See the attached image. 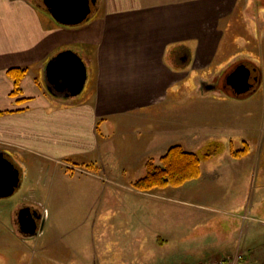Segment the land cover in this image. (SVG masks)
Returning <instances> with one entry per match:
<instances>
[{
  "label": "crops",
  "instance_id": "1",
  "mask_svg": "<svg viewBox=\"0 0 264 264\" xmlns=\"http://www.w3.org/2000/svg\"><path fill=\"white\" fill-rule=\"evenodd\" d=\"M43 1L0 0V154L18 169V187L22 158L27 167H34L35 161L67 167L90 162L85 164L88 170L102 166L114 148L109 122L122 126L126 134L138 130L145 137L119 146L123 165L139 161L145 166L148 160H157L172 146L163 137L174 132H253L258 117L251 96L205 90L210 83L202 79L194 90L181 86L179 97L171 95L186 80L185 71L209 74L239 52L235 46L246 45L250 52L251 42L255 53L264 54V16L260 19L251 10L242 13L252 5L249 0H96L88 18L75 26L56 22ZM252 21L260 29L257 42ZM241 38L245 43L237 46ZM178 49L184 56L176 60L187 66L181 70L174 65ZM64 51L75 53L85 67L84 86L76 98L69 96L65 77L46 74L48 62ZM12 68L27 70L17 97L10 95L13 82L7 71ZM180 100L188 102L187 110L177 115L164 110L169 101L173 107ZM195 101L204 108L203 114L191 111ZM28 193V198L13 204L0 202V228L19 237H0V243L17 246V251L33 246L30 261L47 262L46 229L52 226L47 227L46 213L36 208L33 193ZM24 207L39 216L34 234L19 230L17 216ZM5 213L6 224L1 223ZM254 260L264 263L262 257Z\"/></svg>",
  "mask_w": 264,
  "mask_h": 264
},
{
  "label": "rangeland",
  "instance_id": "2",
  "mask_svg": "<svg viewBox=\"0 0 264 264\" xmlns=\"http://www.w3.org/2000/svg\"><path fill=\"white\" fill-rule=\"evenodd\" d=\"M249 1L252 5L249 10L243 8L242 13L252 11L263 18L264 0ZM252 22L257 42L260 29ZM244 41L241 38L237 46ZM250 45V52L245 50L246 45L233 47L239 52L214 66L210 78L208 72L195 75L185 71L186 80L175 86L171 95L173 99L179 97L181 86L194 90L201 79L213 90L228 95L229 74L240 64L252 65L256 82L252 91L241 96L254 99L258 122L253 132L228 130L202 135L184 130L163 137L165 144L181 145L199 156L200 176L179 187L150 191L135 189V182L146 173L145 166L139 161L123 165L119 147L145 137L138 130L126 134L122 126L113 122L107 126L114 148L108 150L102 166L94 170L86 168L90 162L78 161L77 166L68 167L35 161V169L27 167L22 158L21 186L0 202L13 204L28 198V192L33 193L36 208L46 213L47 227L52 226L46 229L49 241L45 254L50 260L31 262L33 246L17 251V246L0 243V264H199L236 253H241L248 264H261L254 258H264V54L255 53L254 44L248 42ZM177 52L176 69L187 68L176 60L183 54L182 49ZM169 104L164 110L176 115L188 106L181 100L173 107L171 101ZM197 104H191L190 108L195 106L191 111L203 114L204 108ZM208 114L205 110V117ZM202 136L209 141L202 140ZM211 142L215 143L208 146ZM239 151L244 155L233 157L232 152ZM205 154L208 155L204 157ZM88 171L92 174L85 173ZM7 219L5 213L1 223L6 224ZM12 234L13 230L0 228L1 238Z\"/></svg>",
  "mask_w": 264,
  "mask_h": 264
},
{
  "label": "water",
  "instance_id": "3",
  "mask_svg": "<svg viewBox=\"0 0 264 264\" xmlns=\"http://www.w3.org/2000/svg\"><path fill=\"white\" fill-rule=\"evenodd\" d=\"M44 5L56 22L75 26L84 22L96 0H44ZM46 74L65 77L69 82V96L78 95L85 82V67L81 59L71 51L60 52L46 66ZM256 70L251 65L240 64L227 77L226 83L236 95H242L254 86ZM205 90L213 89L205 85ZM19 185V171L10 160L0 154V197L10 196ZM19 230L24 234H34L39 224V216L31 208L24 207L17 216ZM43 221L40 229L42 228Z\"/></svg>",
  "mask_w": 264,
  "mask_h": 264
},
{
  "label": "trees",
  "instance_id": "4",
  "mask_svg": "<svg viewBox=\"0 0 264 264\" xmlns=\"http://www.w3.org/2000/svg\"><path fill=\"white\" fill-rule=\"evenodd\" d=\"M178 56L181 59L184 54ZM26 71L24 68H12L7 71L8 77L13 82L11 96L20 95V81ZM214 143L211 142L208 146ZM207 155L205 154L204 157ZM232 155L243 156L244 151L232 152ZM145 171V175L134 184L136 190L150 191L156 188L179 187L200 176V158L196 153L184 150L181 145H172L157 160H148L145 163Z\"/></svg>",
  "mask_w": 264,
  "mask_h": 264
},
{
  "label": "built area",
  "instance_id": "5",
  "mask_svg": "<svg viewBox=\"0 0 264 264\" xmlns=\"http://www.w3.org/2000/svg\"><path fill=\"white\" fill-rule=\"evenodd\" d=\"M243 260V255L236 253L232 256L213 258L200 264H244Z\"/></svg>",
  "mask_w": 264,
  "mask_h": 264
},
{
  "label": "flooded vegetation",
  "instance_id": "6",
  "mask_svg": "<svg viewBox=\"0 0 264 264\" xmlns=\"http://www.w3.org/2000/svg\"><path fill=\"white\" fill-rule=\"evenodd\" d=\"M64 83H65V82H64ZM66 86H67L66 84H63V85L61 84V87H66Z\"/></svg>",
  "mask_w": 264,
  "mask_h": 264
}]
</instances>
